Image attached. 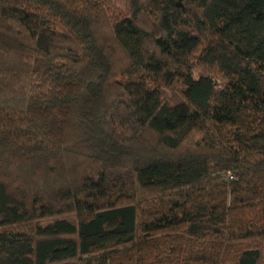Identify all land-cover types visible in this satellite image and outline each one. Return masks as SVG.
Wrapping results in <instances>:
<instances>
[{
	"label": "trees",
	"instance_id": "1",
	"mask_svg": "<svg viewBox=\"0 0 264 264\" xmlns=\"http://www.w3.org/2000/svg\"><path fill=\"white\" fill-rule=\"evenodd\" d=\"M0 264H264V0H0Z\"/></svg>",
	"mask_w": 264,
	"mask_h": 264
},
{
	"label": "built area",
	"instance_id": "2",
	"mask_svg": "<svg viewBox=\"0 0 264 264\" xmlns=\"http://www.w3.org/2000/svg\"><path fill=\"white\" fill-rule=\"evenodd\" d=\"M229 178H231V177H229Z\"/></svg>",
	"mask_w": 264,
	"mask_h": 264
}]
</instances>
